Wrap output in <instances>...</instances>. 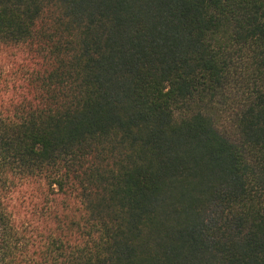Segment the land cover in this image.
<instances>
[{"label": "trees", "instance_id": "trees-1", "mask_svg": "<svg viewBox=\"0 0 264 264\" xmlns=\"http://www.w3.org/2000/svg\"><path fill=\"white\" fill-rule=\"evenodd\" d=\"M0 264H264V0H0Z\"/></svg>", "mask_w": 264, "mask_h": 264}]
</instances>
